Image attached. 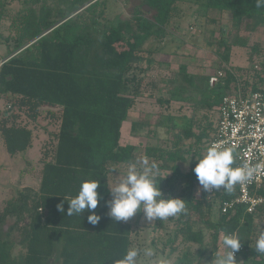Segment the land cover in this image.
<instances>
[{
	"label": "trees",
	"instance_id": "16d2710c",
	"mask_svg": "<svg viewBox=\"0 0 264 264\" xmlns=\"http://www.w3.org/2000/svg\"><path fill=\"white\" fill-rule=\"evenodd\" d=\"M50 1L0 0V42L7 50L0 57V99L8 105L0 113V135L7 153L12 157L31 147L32 129L37 130L34 124L44 110L49 120L39 128L48 134L40 148L37 189H18L0 210V264H50L51 260L54 264H115L127 250L141 248L135 246V225L111 220L104 201L110 199L109 180L136 162L134 146L120 144L121 128L130 112L148 98L166 110L172 102L191 110L182 116L185 121L180 127L172 114L165 117L170 123L167 131L176 132L173 147L179 150L169 151L168 141L157 140L143 152L161 172H170L158 177L164 198H180L187 208L177 217L147 225L164 236L163 241L152 238L151 247L175 264H213L224 232H236L243 240L236 264H264V255L254 250L257 222H264V204L253 213L238 206L223 214L220 205L234 193L207 196L197 189L192 171L216 135L218 118L216 126L212 119L218 117L231 83L240 80L245 92L264 93V47L248 46L242 37L232 43L246 52L248 65L241 71L242 78L220 69L225 76L210 86V75L190 74L181 65L161 79L152 73L167 64L155 61L152 51L143 46L150 38L165 37L178 0H136L128 17L119 14L110 20L105 17L109 0H67L65 9L53 8ZM115 1L128 4L131 0ZM14 2H20V7L11 9ZM200 4V17L207 19L211 11L229 13L234 29L244 22L248 32L264 26V8L257 9L255 0H200ZM218 43L224 48L221 58L228 63L230 46L224 40ZM22 116L31 124L23 123ZM48 124H55L57 130L47 131ZM150 125L147 119L132 122L131 133L144 132ZM150 133L153 140L157 138L155 131ZM188 140L199 146L181 150L184 144L180 143ZM85 180L100 182L103 199L95 212L101 220L95 226L87 222V212L79 217L66 215L68 198ZM258 195L264 198V185ZM63 200L64 212H58L56 205ZM198 224L211 230L208 255L209 247L201 248L204 234L195 229ZM186 245H198L202 251L195 256L184 248L180 255Z\"/></svg>",
	"mask_w": 264,
	"mask_h": 264
},
{
	"label": "rangeland",
	"instance_id": "374dc122",
	"mask_svg": "<svg viewBox=\"0 0 264 264\" xmlns=\"http://www.w3.org/2000/svg\"><path fill=\"white\" fill-rule=\"evenodd\" d=\"M66 1L67 0H51L50 5L53 8L65 9ZM135 3L136 0H131L128 4H125L122 1H107V7L105 10L106 19L110 20L115 17V15L119 14L128 17V13L134 7ZM199 6H201L200 0H178V10L172 14L170 23L164 30L165 37L158 39L153 37L144 44L143 49L145 51H152V55L150 54V56L155 61H158L162 65L167 64V68L165 69L156 67L155 69L157 70L152 73L153 77L157 76L161 79L167 78L172 73H176L181 65H185L187 72L190 74L211 75L220 69H230L242 78L243 75H241V71L245 70V67L248 65L246 61V52L242 47L233 46L232 43L237 37H242L246 40L248 46L258 44L260 47H264V26L259 27L255 32H248L245 28L244 22L239 30L234 29L230 25L229 13L219 14L217 11H211L208 18L205 19V17H200L201 12L199 10ZM19 7L20 2H14L11 9ZM13 13L14 12H11V14ZM210 18L213 19L212 23L209 21ZM220 29H222L223 34ZM221 40L227 41V44L230 46L228 63L224 62L221 58L224 51V48L219 47L218 42ZM6 54V47L0 42V57L2 58ZM157 97L163 99L167 98L166 96ZM143 100H146V104H143L144 107L140 109L137 108L135 110L136 113H130L127 120L122 124V138L120 140L122 145L132 144L136 147V161H139L143 157L144 149L149 142H152L153 144L157 140L168 141L169 144L166 149H170L169 151L179 150L180 147H173L172 135H175L176 132L167 131L170 123L165 120V117L168 113H170L175 117V122L179 124L178 126H183L185 120L182 116L189 115L191 112L190 107L172 102L169 110H166L164 106L156 103L154 98ZM179 107L182 109H179ZM7 108V100L1 98L0 113ZM145 115L147 116L145 117ZM202 116L203 114L200 112L199 118ZM46 117H48V114L46 115L44 110L37 123L34 124V127L37 130L32 129L34 134L32 145L23 153H19L11 157L7 153L0 135V210L4 207L7 200L16 195L18 189L27 187L37 189L38 187L40 177L39 174L41 170L40 165L38 164V160L40 158V148L41 144H43L47 138L46 134H48L45 130L39 128L49 121L46 120ZM161 117H163L162 119H164V121H162L161 125L157 126ZM214 118L212 120H214L216 126V120L218 118L217 114ZM145 119L149 120L151 124L150 129L146 128L144 132L138 133L135 137H131L130 134L126 133L131 121H140ZM21 120L23 123L31 124L30 120L23 116ZM203 121L204 118L201 119V122ZM48 125L47 131L53 132L55 129L57 130L55 124ZM150 131H155L157 134L156 139L153 140L152 136H148L151 135V133L147 134ZM180 145H183V148L181 149L183 151H187L188 147L192 148L199 146L196 145L194 140H188L187 142L183 141ZM189 159L190 155L187 156V160ZM186 168L187 166L182 165V169ZM161 174L163 176H167L170 172L162 171ZM119 175L122 174H118L117 176ZM114 178H112L113 180H109L108 187L110 189ZM136 217L137 215L134 216V218ZM194 218L195 216L193 219ZM139 222L143 226L144 233H146L145 236L144 233H142L141 236L140 241L143 246L142 248L145 247V244H147L148 247H151L150 241L152 238L162 239V241L164 240L163 233H154L151 228L147 226L152 222L147 221L144 216H142ZM195 229L203 230L204 244L201 248L207 245L209 249L205 255H208V252L211 249V230H208L206 227L199 224L195 225ZM260 230H264V222H257L256 234H258ZM218 245L219 248H221L220 241L218 242ZM188 247L189 246L186 245L183 246L182 249H189L190 253L195 256L202 251L198 245ZM185 249L179 252L180 255L181 253L184 254L186 251ZM220 251L222 252L223 250L221 249ZM168 259H171V257ZM147 261L148 260L143 257L139 260L142 264H150V262Z\"/></svg>",
	"mask_w": 264,
	"mask_h": 264
},
{
	"label": "clouds",
	"instance_id": "9594fccd",
	"mask_svg": "<svg viewBox=\"0 0 264 264\" xmlns=\"http://www.w3.org/2000/svg\"><path fill=\"white\" fill-rule=\"evenodd\" d=\"M255 7L264 8V0H255ZM195 162L192 171L201 191L205 193L222 190L232 194L237 185L248 183L254 174L264 167L261 163L234 167L233 149L222 148L218 144L209 146L205 154ZM160 175L158 163L150 162L146 155L139 161L130 162L126 172L114 179L111 189L107 188L110 196V199L104 201V206L108 209L107 216L115 222H126L142 212L147 221L153 222L186 213L184 200L164 198L158 186ZM99 187V180L82 181L76 194L68 198L66 215L79 217L87 212V222L93 226L97 225L101 216L97 215L95 210L103 199L98 192ZM56 209L58 212H64V200L56 205ZM242 244L243 240L236 232L225 231L220 244L223 251L216 253L214 260L212 259L213 264H236L235 253L240 250ZM254 250L257 254L264 255V230L259 231ZM141 257L149 260L150 264H170L167 257L159 255L151 247H133L126 251L122 259L115 261V264H139Z\"/></svg>",
	"mask_w": 264,
	"mask_h": 264
},
{
	"label": "built area",
	"instance_id": "2783aa9c",
	"mask_svg": "<svg viewBox=\"0 0 264 264\" xmlns=\"http://www.w3.org/2000/svg\"><path fill=\"white\" fill-rule=\"evenodd\" d=\"M224 76V70L216 71L210 75L209 85H216ZM217 112V132L209 146L218 144L222 148L233 149L234 167L243 164H264V93L245 92L240 80H235L231 83L228 93L221 99ZM263 185L264 167H261L251 181L236 186L233 197L220 205L221 212L225 214L243 206L245 212L253 213L264 204V198L258 195ZM197 189L202 192L198 182ZM222 192L221 190L204 194L210 197ZM241 250L242 248L239 251Z\"/></svg>",
	"mask_w": 264,
	"mask_h": 264
},
{
	"label": "crops",
	"instance_id": "0c3cea01",
	"mask_svg": "<svg viewBox=\"0 0 264 264\" xmlns=\"http://www.w3.org/2000/svg\"><path fill=\"white\" fill-rule=\"evenodd\" d=\"M143 104H146V100H141L140 101V103H139V105L137 106V108L138 109H140V108H143L144 107V105ZM136 108V109H137ZM131 114L132 113H136L135 112V110L134 111H132V112H130ZM130 115V114H129ZM128 115V116H129ZM147 115H145V117H146ZM132 122H136V121H131V123H130V125H129V127H128V130H126V133L127 134H130V136L131 137H135V136H137V134L136 135H134V134H132L131 133V125H132ZM121 131H122V128H121ZM128 131V132H127ZM121 138H122V135H121ZM121 140V139H120ZM120 144L122 145V143H121V141H120ZM127 145H132V144H127ZM132 146H134V145H132ZM134 148H135V150H136V147L134 146ZM124 172H126V169H124ZM117 175L118 174H116L115 175V178L117 177ZM142 216H144L143 215V213L141 212V213H139V214H137V217L136 218H134V217H132V218H130L128 221H130V222H132L134 225H135V231H136V234H135V246H141V248L143 247L142 246V244H141V236H142V233H144V229H143V226L141 225V223L139 222L140 220H141V218H142ZM143 230V231H142ZM146 235V233H144V236ZM147 246V244H145V247ZM144 247V248H145ZM148 247V246H147ZM221 250V248H219V250H218V252H221L220 251ZM141 259V258H140ZM139 259V260H140ZM169 261H170V264H175V260L172 258V259H169ZM142 262V261H141ZM147 262H149V260L147 261ZM50 264H54V260H51L50 261ZM142 264V263H141ZM145 264V263H144ZM242 264V263H241ZM246 264V263H245Z\"/></svg>",
	"mask_w": 264,
	"mask_h": 264
}]
</instances>
